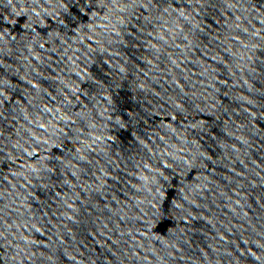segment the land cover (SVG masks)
Segmentation results:
<instances>
[{
  "label": "water",
  "instance_id": "95a60500",
  "mask_svg": "<svg viewBox=\"0 0 264 264\" xmlns=\"http://www.w3.org/2000/svg\"><path fill=\"white\" fill-rule=\"evenodd\" d=\"M0 264H264V0H0Z\"/></svg>",
  "mask_w": 264,
  "mask_h": 264
}]
</instances>
